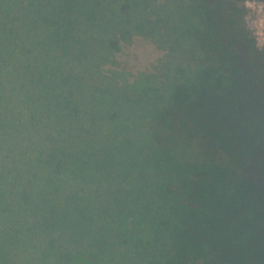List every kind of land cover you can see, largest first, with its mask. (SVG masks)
Masks as SVG:
<instances>
[{
	"label": "trees",
	"instance_id": "obj_1",
	"mask_svg": "<svg viewBox=\"0 0 264 264\" xmlns=\"http://www.w3.org/2000/svg\"><path fill=\"white\" fill-rule=\"evenodd\" d=\"M49 1L0 0V264H264V51L243 6ZM57 22L73 62L43 69L51 41L23 30ZM133 33L169 50L161 91L101 75Z\"/></svg>",
	"mask_w": 264,
	"mask_h": 264
},
{
	"label": "rangeland",
	"instance_id": "obj_2",
	"mask_svg": "<svg viewBox=\"0 0 264 264\" xmlns=\"http://www.w3.org/2000/svg\"><path fill=\"white\" fill-rule=\"evenodd\" d=\"M239 4L243 6L242 13V28L247 33L249 37L252 38L254 42V47L258 51H264V1L262 0H237ZM59 2L55 0L49 1V8L57 5ZM51 13L48 11L47 17L49 18ZM59 22L55 23L51 29L48 30H34L30 29L24 31L23 35H25L26 40L29 47L33 49L37 46V40L42 37H48L51 41V44L46 52L40 51L36 55L37 64L44 69L46 65L50 62H55L62 66V68H68V64L73 62V47L69 44L63 37H61L57 29H61ZM36 42L33 44V42ZM95 39L89 38V42H94ZM87 47V44H84ZM115 52L108 57V60L99 68L101 75L107 76L110 78V81L116 85V88L125 89V86L128 84H132L136 79H138L142 75L153 76L160 80L158 83L152 82L151 84L156 86L154 87L157 91H161L163 86L166 84L163 82V72L161 70V61L163 59H167L169 56V50L166 47L159 45L156 41H154L151 37L145 36L141 33H133L127 39H121V41L117 42ZM153 77H151L152 80ZM155 81V80H154ZM162 83V84H161ZM90 84V83H88ZM73 90L75 94L76 100L80 96L81 85L80 83ZM84 88H87V94L91 95L92 88L85 84ZM94 93V92H93ZM95 94V93H94ZM89 117V116H87ZM25 138V137H24ZM72 140V138H71ZM92 140V139H91ZM92 142L99 143L98 141L92 140ZM26 143V142H25ZM73 143L77 146H83L84 143L78 139V137H74ZM38 144H34L35 148ZM90 146V145H89ZM20 152L26 149L25 145L20 147ZM14 150H12L13 152ZM94 150L90 147L86 152L89 155H92ZM35 152V157H31L28 159V163L30 165H37L39 167L46 166V158L45 154L39 153L37 150ZM5 158L4 154H0V162H2ZM27 163V161L25 160ZM1 173L15 175V173L9 169L4 170ZM22 180L20 176L17 178ZM6 181H10V178H6ZM88 191L90 190L89 186L85 187ZM55 202H58L59 196L54 197ZM85 201H82V204ZM92 203V204H91ZM91 203L86 202V206H91L94 208L95 212L98 213L102 209H105V202L103 200H96L95 203L92 201ZM4 204V203H3ZM40 208V204H37ZM97 206V208H96ZM9 211L10 207L8 206ZM72 209L79 211L80 206L73 205ZM17 212H15V216L17 217ZM6 222V221H5ZM19 222V218L16 219V224ZM15 224V225H16ZM4 225H6L4 223ZM12 226V225H6Z\"/></svg>",
	"mask_w": 264,
	"mask_h": 264
}]
</instances>
